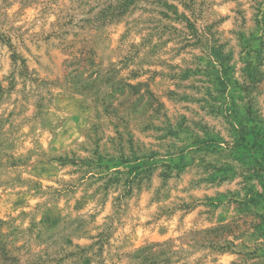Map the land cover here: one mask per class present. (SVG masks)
Returning a JSON list of instances; mask_svg holds the SVG:
<instances>
[{
    "label": "rangeland",
    "instance_id": "obj_1",
    "mask_svg": "<svg viewBox=\"0 0 264 264\" xmlns=\"http://www.w3.org/2000/svg\"><path fill=\"white\" fill-rule=\"evenodd\" d=\"M0 264H264V0H0Z\"/></svg>",
    "mask_w": 264,
    "mask_h": 264
},
{
    "label": "trees",
    "instance_id": "obj_2",
    "mask_svg": "<svg viewBox=\"0 0 264 264\" xmlns=\"http://www.w3.org/2000/svg\"><path fill=\"white\" fill-rule=\"evenodd\" d=\"M6 94H7V88L0 81V105L2 104V102H3V100H4L5 96H6ZM2 124H3V119H2V116L0 114V146L3 145V142L1 140V137H2L1 136ZM0 258L1 259L3 258L4 260H8L7 255L5 254V252H4L3 248H1V246H0Z\"/></svg>",
    "mask_w": 264,
    "mask_h": 264
}]
</instances>
